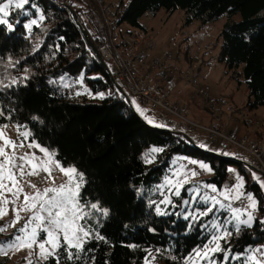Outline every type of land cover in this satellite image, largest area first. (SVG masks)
Returning a JSON list of instances; mask_svg holds the SVG:
<instances>
[{
	"label": "trees",
	"instance_id": "obj_1",
	"mask_svg": "<svg viewBox=\"0 0 264 264\" xmlns=\"http://www.w3.org/2000/svg\"><path fill=\"white\" fill-rule=\"evenodd\" d=\"M30 3L44 14L31 29L25 27L29 20L24 15L26 7L11 12L8 19L14 30L0 25V108L6 115L14 110L11 121L0 117V124L24 126L21 129L29 130L31 140L34 138L56 153V160L83 172L81 202H98L102 209H108L106 217L97 215L99 223L95 229L107 243L90 240L85 248L93 251L82 254L78 261H66L61 249L60 264H84L93 257L94 264H145L148 250L159 263L182 264L183 258L202 247L213 231L205 226L217 219L223 222L229 213L214 209L215 215L185 219L189 212L195 215L207 205L199 198L194 202L193 193L187 191L197 181L186 184L180 196L169 194L168 189L160 191L176 157L209 163L212 176L200 181L214 184L218 190L232 173L228 169L236 167L246 179V191H252L259 202L258 215L264 217V192L252 183L237 157L217 154L182 133L146 124L117 90L72 20L69 8L55 0ZM123 3L122 0L124 13L120 22L137 28L145 14L156 15L161 10L168 14L183 10L186 24L197 21L201 26L227 16L228 23L220 33L218 61L233 80H244L247 110L264 107V0H131L127 6ZM73 10L79 19L85 13L82 6ZM237 15L241 19L235 22ZM94 74L97 79L91 78ZM25 76L27 80L23 79ZM14 78L17 83L11 84ZM81 79L83 83L75 84ZM66 81L70 87L65 85ZM88 88L96 95L110 89L115 92L98 102L83 96L90 93ZM75 89H82L83 93L75 96ZM152 147L164 150L154 153L152 163H145ZM165 196L171 204L161 203ZM185 200L190 203L185 205ZM157 205L163 211L169 210L167 214H157ZM260 221L256 218L252 228L243 226L239 234L233 233L227 242L222 240L223 248L243 254L264 243V224ZM228 230L232 231L231 224ZM223 257L221 252L220 260ZM0 264L9 262L0 258ZM42 264L55 261L49 258Z\"/></svg>",
	"mask_w": 264,
	"mask_h": 264
},
{
	"label": "snow or ice",
	"instance_id": "obj_2",
	"mask_svg": "<svg viewBox=\"0 0 264 264\" xmlns=\"http://www.w3.org/2000/svg\"><path fill=\"white\" fill-rule=\"evenodd\" d=\"M29 4V0H7V2H0V25H6L9 31L14 30L13 24L9 22L7 17L10 15V8L24 9L25 5ZM31 7H35L32 4ZM43 19V16H41ZM37 21L31 20L25 25L26 28L31 29ZM27 80L28 77H23ZM17 80L14 78L11 84H16ZM10 85H5L9 87ZM79 95V93H77ZM100 98H104V94L100 93ZM136 106V110L142 115H145L146 110L141 108L135 101L132 102ZM14 111V110H11ZM11 111L6 115L5 110L0 108V117L11 121ZM33 119H39L33 117ZM149 124H154L158 128L167 127L165 124L156 123L153 119L145 116ZM9 124H0V219L8 215L11 210L14 214V219L4 226H0V232H5L9 227L15 225L23 219L22 212L31 213L27 217L25 223L17 232L11 237L10 241L0 242V255L8 256L10 253L20 251L24 248L29 250L36 249V255L42 261L48 260L50 257L55 261V264H60L61 249H63L64 259L66 261H78L81 255L93 249H86L85 245L90 240H107L100 235L98 231L86 227L87 218L92 215V210L102 214L108 215V209H102L98 202L91 203L85 201L81 203L80 191L84 183V174L80 172L75 166H65L60 161L56 160V153L49 151L48 148L36 143L34 138L29 141L31 133L27 130L21 131L24 126L16 124V130L21 140H13L7 133ZM38 149L42 156H38L35 151L23 152L17 154L18 148ZM200 147H206L201 144ZM9 149L11 151H9ZM163 148H152L151 154L162 152ZM229 155V153H223ZM146 156L145 163H152V159ZM192 165H198L199 169L211 173L212 166L209 163L198 162L195 159L189 161ZM58 170L67 179L65 182L57 185L53 172ZM229 172L235 174V184L232 187H226L220 191L214 184H205L204 188L210 189L211 195L207 192L201 193L200 186H193L187 191L193 193V199L197 197L203 201L206 208L193 215L189 212L185 219L189 216L199 219L201 217L215 215L216 211L223 210L231 214V218L225 217L221 222L219 219L210 221L205 227L213 230L207 242L202 246L193 250L192 254L183 258L182 264H216L214 256L216 253L231 254V249H225L221 246L220 241L227 242V238L233 233L239 234L241 226L252 227L255 222L254 213L258 211V200L255 195L246 192L244 177L236 173L235 169L229 168ZM41 173H45V182L51 181L49 187L43 189L37 187L36 184L28 180V177H38ZM175 179L169 178L166 181L174 189L175 196H180L181 189L186 184H191L192 178L199 175L196 169L186 171L178 170L174 173ZM252 179L257 183L262 191H264V180H261L255 172L251 173ZM22 182H26L28 187L35 189L33 194L25 192ZM9 194L11 198H9ZM23 196L22 203L20 197ZM222 198V199H220ZM228 201V203H225ZM234 202H240L245 205L243 209L240 207H233ZM161 203L171 204L172 201L168 196ZM190 201L185 200L184 204H189ZM9 205H12L9 209ZM87 209V210H86ZM155 211L159 215L167 214L161 209L159 205L156 206ZM84 223H81V222ZM264 224V220L260 221ZM232 225V231L228 230L227 225ZM135 247V246H132ZM159 252V250H157ZM249 254L243 257V264H264V246L257 248H250ZM259 254V255H258ZM243 255V254H242ZM148 258L145 259V264H152L156 259L152 255L151 250H148ZM235 259H241V256H235ZM27 264H33L31 258H26ZM94 257L91 262L85 261L84 264H94ZM175 259V257H173ZM228 255H225L221 264H227ZM107 264V262H105Z\"/></svg>",
	"mask_w": 264,
	"mask_h": 264
},
{
	"label": "rangeland",
	"instance_id": "obj_3",
	"mask_svg": "<svg viewBox=\"0 0 264 264\" xmlns=\"http://www.w3.org/2000/svg\"><path fill=\"white\" fill-rule=\"evenodd\" d=\"M105 1L109 5L113 3L116 5H119L121 4L122 0H105ZM130 1L131 0H123L124 2L123 6H127ZM0 2L6 3L7 0H0ZM31 5L32 4L30 3V0H29V4L25 5L26 8H25L24 15L29 17V20L27 21V23H29L33 19L39 22L40 20H42L41 16H44L43 11L36 4H35V7H31ZM13 10H15V8L9 9L10 14ZM8 18L9 17H7V19ZM121 19H122L121 17H118L119 21H121ZM240 19H241L240 16L237 15L233 18V21L238 22L240 21ZM228 20L229 18L227 16H223L217 22L210 23L205 26H201L200 23L197 21H194L191 24H186V13L183 10H177L173 14H168L165 10H161L156 15L152 13L145 14L140 20L141 27H138V28H141L145 31L150 32V34H152V37L156 43V48L152 52L154 54V55L152 54L153 57L157 59L159 58L163 59L166 55L172 54L173 64L176 66L177 74L175 76H171L170 74H167V73L156 75L153 73H149L150 71L145 68H140V69L136 68L135 72L141 75L142 78L145 80H147L146 75L149 73L148 77L150 79V82L151 83L158 82L163 87H172V85L176 82L177 85L174 87L175 90H174L173 101L186 105L188 108L189 117L192 120L199 122L201 125H204V126L207 125L208 127H215L216 125H219V126L225 125L228 132H232L233 128H237L240 136L247 135L251 137L252 140L261 139V137L262 138L264 137V107H261L252 112L247 111L246 110L247 109L246 100L248 96H247V90H246L247 88H246V84L244 83V80H241L240 82L233 80L231 76L227 74L226 67L218 61V56L220 53V44H221L220 33L222 32L225 25L228 23ZM209 45L211 46L210 51L208 52L198 51V47L203 48ZM195 60H204L205 62V65L203 66L199 74V77L202 79L203 83L206 82L211 87V89L216 95L225 96L228 100V103H233L234 106L236 107L234 112L231 114V116L234 119L232 123L226 120L225 117L222 116L221 112L218 111L219 109L223 110V107L221 108L219 107L217 110L207 107L204 101L198 97L192 85L183 79L182 74H184V72L186 71V68L190 64H192ZM91 78L97 79L98 75L94 74L91 76ZM79 83H83V79L79 80L75 84L78 85ZM69 84H70L69 81L65 82V85H69ZM178 85L180 87H177ZM70 86L71 85H69V87ZM120 88H121L120 94L123 95L126 100L127 98H129L133 109H135L134 111L135 114H137L141 119L143 118L146 124L154 126L153 124L148 123V121L145 119V116L149 118H153V120L156 123L164 124L156 116L155 112H150L146 110L145 115L142 116L136 110L135 104L132 103L133 101H135L137 104L140 105L138 100L134 97L131 99V97L124 91V89H122V86H120ZM81 90L75 89L74 90L75 96H77V93H79V95L82 94L83 90L82 91ZM88 90L90 93H85L83 96H86L89 100H95L98 102H101L105 97L110 96V94L114 91L113 89L105 91L103 92L104 98H100V93L96 95V94H93L89 88ZM186 96H188L190 99H186ZM230 99H234V100L232 101ZM199 113H201V115H198ZM202 115L203 117H205V119L201 117ZM208 118H210V121H208ZM251 120H255V123L252 124L250 122ZM164 129H167V130H170L176 133L177 132L182 133L186 135L188 138H190L192 141L197 143V145L198 144L206 145V147L204 148L208 149L209 151H213L217 154H220V155H223V153L226 152V153H229V155L227 156L237 157L238 159L239 157L244 158L246 156L245 153H242L241 151H239L237 148H234L233 146L222 148L221 142H218L217 144H213V142H211L208 139L207 135L202 131L191 130L187 133L181 132L176 119L173 120L172 125H167V127H164ZM20 130L29 131L28 129H20ZM6 131L13 140L23 139L22 137L18 135L16 127L13 124H9V127ZM29 141H31V136L29 137ZM152 148H155V147H152ZM9 151L11 150L9 149ZM16 151H17V154H21L23 152L35 151L38 156L43 155L42 153L39 152L38 149H29L27 147L22 148V149L18 148ZM150 153L151 152L147 153L146 156H149ZM153 156H154V153L151 154V156H149V158H151L152 161H153ZM223 156H226V155H223ZM182 158L183 157H176L174 159L171 170L169 171V174L166 175L163 186H161L160 188L161 192H164L165 189H168L169 194L171 192H174V189H172L170 185H167L166 181L169 178L175 179L176 177L174 173H176L178 170L185 171L184 168L178 165L179 159H182ZM185 158L192 160L190 157H185ZM243 166L246 168V171L248 172L252 183H255L252 179V175H251L252 172H255L258 176H260L261 180H264V176H262L257 171L253 170L247 163L246 165L243 164ZM232 169H235L236 173L241 175V173L236 167H232ZM45 175H46L45 173H41L40 176L38 177H28L27 179L31 180V182L36 184L37 187L43 189L51 185L50 180L45 182L44 180ZM53 176L55 177V183L57 185L65 182L67 179L58 170H55L53 172ZM211 176H212V172L209 173L207 171H204L203 179H208ZM244 180L246 184L245 177H244ZM22 184H23L25 192H28L29 194H33L35 192V189L28 187V184L26 182H22ZM205 184H208V183L203 180L202 181L199 180L196 182V185H199V186H203ZM234 184H235V174L231 173L228 179L223 184L222 189L220 190L222 191L228 186L232 187L234 186ZM244 190L246 191V188ZM249 192L253 193L252 191H249ZM201 193L203 194L205 193V191H201ZM209 194L213 195L212 193H209ZM9 198H11L10 194H9ZM197 199L198 197L195 200L193 199L194 202ZM22 201H23V196L21 195L20 202L22 203ZM8 207L9 209H11L12 205H9ZM164 211L168 212L169 210H164ZM258 212L259 210L254 213L255 219L261 218V220H264V217H260L259 215H257ZM99 214L100 213L92 210V215L89 218H87V223L85 226L95 230L99 223V219L97 218V215ZM30 215L31 213L22 212L21 216L23 217V219H21L15 225V227H9L7 228L5 232H1L2 236H0V239L2 238L1 239L2 241L0 242L10 241L11 237L17 232V230L20 227L23 226L27 217ZM228 216L230 219L231 214L229 213ZM13 219H14V214L10 210L8 212V215L0 219V226L9 224ZM81 223H84V222L82 221ZM254 224L255 222L253 223V225ZM241 227H243V225ZM252 227H247V228H252ZM220 243H221V246L223 247L222 241H220ZM260 246H264V243L256 245L255 247H253V249L260 247ZM219 254L220 253H216L214 256L216 264H221V262L224 260L225 255H228L227 264H237V263L243 264V257L249 254V252L247 251L246 253H243V255L242 253H235V252L231 254L224 253V257L222 260H220ZM235 256H241V259L239 260L235 259L234 258ZM0 258L4 260L7 259L9 264H27L26 258H31L33 261V264H42L43 262H45L38 258V256L36 255V249L29 250L27 248H24L20 251L12 252L8 256L0 255ZM148 259L151 260V257H149ZM152 264H162V262L159 263L155 259L154 261H152Z\"/></svg>",
	"mask_w": 264,
	"mask_h": 264
},
{
	"label": "built area",
	"instance_id": "obj_4",
	"mask_svg": "<svg viewBox=\"0 0 264 264\" xmlns=\"http://www.w3.org/2000/svg\"><path fill=\"white\" fill-rule=\"evenodd\" d=\"M55 1L69 9H73L77 5L85 9V13L79 19L84 30L109 67L113 82L119 88L122 86L131 99L136 98L143 109L155 112L165 125H172L173 120L176 119L183 133L191 130L202 131L213 144L221 142L222 148L228 146L237 148L246 155L244 158L239 157L241 163L245 165L247 163L253 170L264 176V137L252 140L247 135L240 136L237 128L228 132L225 125H216L215 127L201 125L189 117L186 105L173 101L174 87H163L158 82L151 83L149 78L145 80L135 72L136 68H145L156 75L167 73L175 76L177 69L173 64L172 54L166 55L163 59L150 56L156 48V43L150 32L129 26L118 20V17H122L124 13V7L121 4L109 5L105 0ZM210 49V45L203 48L198 47L199 52H208ZM204 65V60H195L186 68L182 77L192 85L198 97L204 101L207 107L215 110L223 107V110L219 109L218 111L232 123L234 119L231 114L236 107L233 103H228L225 96L216 95L206 82L203 83L199 74ZM250 122L254 124L255 120ZM189 161L186 158L179 159L178 165L185 171L196 169L199 172L198 176L192 178L193 182L203 179L204 171L199 169L198 165L190 164ZM200 190L211 193L203 186H200ZM233 207L243 209L245 205L234 202Z\"/></svg>",
	"mask_w": 264,
	"mask_h": 264
},
{
	"label": "water",
	"instance_id": "obj_5",
	"mask_svg": "<svg viewBox=\"0 0 264 264\" xmlns=\"http://www.w3.org/2000/svg\"><path fill=\"white\" fill-rule=\"evenodd\" d=\"M70 14L72 16V20L74 21V23L76 24V26L78 27L79 31L81 32V34L83 35V37L85 38L86 42L88 43V45L90 46V48L92 49V51L94 52L95 56L97 57V59L100 61V63L103 65V67L105 68L106 72L108 73V75L111 77V71L109 69V67L107 66V64L105 63V61L102 59V57L100 56V54L98 53L96 47L93 45V43L91 42L90 38L88 37L86 31L84 30L79 18L76 16V14L74 13L73 9H69ZM116 88L118 89V91L121 92V89L115 84ZM127 98V97H126ZM127 101H129V99L127 98ZM133 111H135V109H133ZM143 120V118H142ZM145 121V120H143ZM168 131V130H167ZM169 132H172L169 130ZM175 133V132H174ZM186 136V135H184ZM187 137V136H186Z\"/></svg>",
	"mask_w": 264,
	"mask_h": 264
},
{
	"label": "crops",
	"instance_id": "obj_6",
	"mask_svg": "<svg viewBox=\"0 0 264 264\" xmlns=\"http://www.w3.org/2000/svg\"><path fill=\"white\" fill-rule=\"evenodd\" d=\"M152 54H153V53L151 52V55H150V56H153V55H154V54H153V55H152ZM149 73H151V72H149ZM149 73H148V74H149ZM146 74H147V73H146ZM148 74L146 75L147 78H149V77H148ZM176 80H177V78H176ZM176 85H177V84H176V82H175V83L172 85V87H175ZM177 87H180V86L178 85ZM232 98H233V97H232ZM186 99H190V98H189L188 96H186ZM230 100L233 101L234 99H230ZM246 110H247V109H246ZM247 111H248V110H247ZM247 111H246V112H247ZM198 115H201V113H199ZM152 116H153V115H152ZM152 116H151V117H152ZM156 116H157V115H156ZM157 117H158V116H157ZM201 117H203V115H202ZM203 118L205 119V117H203ZM151 119H153V118H151ZM208 121H210V118H208ZM210 123H211V122H210ZM210 123H208V124H210ZM153 125H154V124H153ZM242 132H243V131H242ZM255 137H257V136H255ZM228 187H231V186H228Z\"/></svg>",
	"mask_w": 264,
	"mask_h": 264
}]
</instances>
